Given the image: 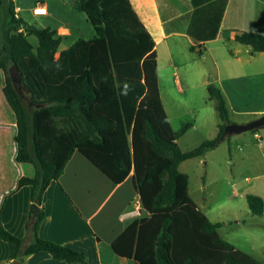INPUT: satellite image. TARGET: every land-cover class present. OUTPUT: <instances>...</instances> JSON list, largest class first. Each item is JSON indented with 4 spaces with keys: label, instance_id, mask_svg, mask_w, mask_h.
Listing matches in <instances>:
<instances>
[{
    "label": "trees",
    "instance_id": "trees-1",
    "mask_svg": "<svg viewBox=\"0 0 264 264\" xmlns=\"http://www.w3.org/2000/svg\"><path fill=\"white\" fill-rule=\"evenodd\" d=\"M72 5L87 16L95 35L60 51L57 30L29 25L16 17L13 0H0V70L17 120V161L36 172L19 180L20 188H32L26 229L33 242L26 245L0 221V240L15 246L13 260L47 252L67 264H88L84 252L40 236L44 193L79 152L115 184L131 176L149 213L115 240L118 256L138 264H262L220 236L222 223L198 208L188 176L180 172L182 163L205 156L229 136L222 91L214 83L207 88L216 102L218 134L182 151L178 140L191 125L179 132L171 125L160 95L155 41L130 0H72ZM30 36L38 39L36 49ZM235 41L264 52L263 35L242 32ZM14 65L22 74L21 90L10 74ZM246 200L253 215L264 214L262 197L250 193Z\"/></svg>",
    "mask_w": 264,
    "mask_h": 264
},
{
    "label": "crops",
    "instance_id": "crops-1",
    "mask_svg": "<svg viewBox=\"0 0 264 264\" xmlns=\"http://www.w3.org/2000/svg\"><path fill=\"white\" fill-rule=\"evenodd\" d=\"M13 2L16 17L29 25L52 28L57 32L63 30V36L58 34L62 39L60 51L83 39L67 25L81 16L74 9L72 0H36L30 10V20L20 16L17 0ZM130 2L155 41L160 95L170 122L166 101H178L176 96L171 95L177 90L176 87L179 89L177 94H184V116L193 117L195 124L198 123L199 113L195 106L194 88L204 86L207 89L210 83H214L222 91L228 106L226 86L220 79L222 68L225 69L226 65L238 78L245 79L248 87L259 89L251 93L256 98L253 103L259 101L264 105V52L253 53L249 46L235 41L236 35L242 32L264 36V0ZM35 6L45 7L47 16H34L32 9ZM94 35V30L89 31L85 40L92 39ZM217 42H222V48L227 46L225 55L220 53L221 49L213 50L210 47ZM178 72L184 77V90L183 79L180 80ZM163 73H173L174 79L163 84ZM5 83V74L0 70V221L9 232L30 245L34 234L26 229V225L30 218L32 188H20L19 180L23 177L33 178L36 172L32 164L17 161V120L4 95ZM213 102L216 107V102ZM237 115L242 119L232 121L229 116L231 123L246 124L264 116V106H255L237 112ZM218 124H213L215 135L218 134ZM259 130L254 137L259 135L264 140V127ZM208 154L201 158H206ZM251 194L264 200V194ZM43 206L46 212L40 229L43 239L84 252L88 264H138L133 259L118 256L113 250L115 240L132 223L149 217V213L142 208L131 176L123 183L115 184L82 154L75 152L59 181H53L44 193ZM244 213L252 217L248 203ZM234 215L239 214L236 211ZM260 217H264V214ZM222 228L223 223L218 233L226 240L221 235ZM226 241L242 250L231 240ZM14 250V245L0 240V264H14ZM20 263L67 264L54 259L47 252L30 255Z\"/></svg>",
    "mask_w": 264,
    "mask_h": 264
},
{
    "label": "rangeland",
    "instance_id": "rangeland-1",
    "mask_svg": "<svg viewBox=\"0 0 264 264\" xmlns=\"http://www.w3.org/2000/svg\"><path fill=\"white\" fill-rule=\"evenodd\" d=\"M35 1L17 0L20 16L30 20V10ZM79 14L81 16L77 20H72L67 25L73 28L77 36L86 39L88 32L93 31V28L87 16ZM28 41L35 49L38 47V39L35 36L28 37ZM210 47L221 49L219 51L224 55L227 51V46L222 48V42L211 44ZM177 74L180 80L183 79L184 90V77L182 73ZM170 79H174L173 73L162 74L163 84ZM220 79L226 86L229 116L232 121L242 119L237 112L264 106L259 101L253 103L256 98L251 93L259 89L248 87L245 79L238 78L236 73L229 70L228 65L225 69L222 68ZM176 89L171 95L176 96L178 101H166V106L171 125L176 132L186 124L191 125L186 134L181 135L178 140L181 150L188 152L215 138L213 124L220 123V119L215 103L208 97L206 87L193 89L195 106L199 113L197 124L193 117L184 116V94H177L179 89ZM180 172L188 176L190 197L212 222L223 223L221 235L264 264V217L253 214L250 217L244 213L247 209L246 194H264V147L258 143L254 132L229 135L218 148L210 151L206 158L199 157L182 163ZM236 211L238 216L234 215Z\"/></svg>",
    "mask_w": 264,
    "mask_h": 264
},
{
    "label": "water",
    "instance_id": "water-1",
    "mask_svg": "<svg viewBox=\"0 0 264 264\" xmlns=\"http://www.w3.org/2000/svg\"><path fill=\"white\" fill-rule=\"evenodd\" d=\"M10 74L12 77V81L14 85L21 90V83H22V74L18 67L14 65L10 69ZM264 127V116L260 117L259 119H256L254 121H251L246 124H236V123H230L225 128V134L227 135H234V134H241L245 132H253L255 130H259ZM37 209L33 212V217L36 215ZM14 264H21L20 262H15Z\"/></svg>",
    "mask_w": 264,
    "mask_h": 264
},
{
    "label": "built area",
    "instance_id": "built-area-1",
    "mask_svg": "<svg viewBox=\"0 0 264 264\" xmlns=\"http://www.w3.org/2000/svg\"><path fill=\"white\" fill-rule=\"evenodd\" d=\"M32 13L34 16H37V17H44V16H47L48 12H47V9L45 7H42V6H35L33 9H32ZM58 34H60V36H63L65 33H63V30L59 31ZM256 139L258 141V143L264 147V140L261 136L259 135H256Z\"/></svg>",
    "mask_w": 264,
    "mask_h": 264
}]
</instances>
